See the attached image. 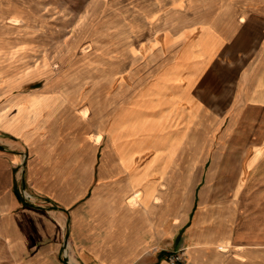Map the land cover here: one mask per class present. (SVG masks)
Listing matches in <instances>:
<instances>
[{
  "label": "crops",
  "instance_id": "1",
  "mask_svg": "<svg viewBox=\"0 0 264 264\" xmlns=\"http://www.w3.org/2000/svg\"><path fill=\"white\" fill-rule=\"evenodd\" d=\"M199 11L205 14L190 9L188 24L214 29L223 44L233 29L253 26L259 37L225 87L228 106L210 114L211 147L199 152L205 167L209 162L204 191L186 213L163 180L184 136V116L168 113L179 101L161 105L174 91L179 100L174 88L186 69L165 68L139 100L98 121L100 131L110 125L112 149L104 152L114 157L99 165L102 142L75 131L68 91L44 78L51 57L32 13L20 0H0V264H45L47 252H58L49 264H72L59 255L67 243L46 242L60 237V223L75 237L81 264H173L167 256L181 248L177 264H264V0H227ZM241 35L242 41L246 31ZM155 88L169 93L146 102ZM89 110L80 108L88 118ZM124 155L129 171L121 170Z\"/></svg>",
  "mask_w": 264,
  "mask_h": 264
},
{
  "label": "rangeland",
  "instance_id": "2",
  "mask_svg": "<svg viewBox=\"0 0 264 264\" xmlns=\"http://www.w3.org/2000/svg\"><path fill=\"white\" fill-rule=\"evenodd\" d=\"M20 1L32 13L45 55L51 57L47 60L49 75L45 80L51 79L68 91L78 115L74 119V126H78L75 131L87 133L93 144L102 142L99 165L113 164L114 157L112 153L106 157L104 152L112 149L108 146L110 125L100 131L98 121L102 118L109 121L122 106L139 100L155 80L154 76L165 68L186 69L183 76L177 77L179 86L174 88L179 92V100L174 91L161 98V105L179 101L168 113L172 117L184 116L180 124L184 136L166 164L163 180L166 194L175 201L178 199L188 213L195 196L199 199L204 191L200 181L207 173L209 162L205 167L206 158L199 152L211 147L209 134L213 117L210 114L215 117L228 106L230 98L225 87L235 81L236 70L246 65L255 51L259 30L253 26L233 29L232 40L223 44L214 29H203L201 23L188 24L190 9H195L196 15H203L199 11L201 6L225 5L227 0ZM243 19L245 14H237L238 22ZM244 31L247 37L241 41ZM190 61H194V66ZM168 93L155 88L145 101L156 103ZM195 103L200 104L196 109ZM84 105L90 107L89 118L80 112ZM201 106L207 108L202 110ZM166 111L167 108H158L154 112ZM150 158L148 154L143 156L141 164ZM120 164L122 171H129V155L122 156ZM59 232L57 239L46 238L47 244L67 243L68 251L63 246L60 258L67 256L70 263L81 264L69 227L60 223ZM182 249L185 252L186 248ZM57 255L58 252L43 253L41 260L49 264Z\"/></svg>",
  "mask_w": 264,
  "mask_h": 264
},
{
  "label": "built area",
  "instance_id": "3",
  "mask_svg": "<svg viewBox=\"0 0 264 264\" xmlns=\"http://www.w3.org/2000/svg\"><path fill=\"white\" fill-rule=\"evenodd\" d=\"M168 260L173 264H177L184 260V250L181 248L167 256Z\"/></svg>",
  "mask_w": 264,
  "mask_h": 264
},
{
  "label": "bare ground",
  "instance_id": "4",
  "mask_svg": "<svg viewBox=\"0 0 264 264\" xmlns=\"http://www.w3.org/2000/svg\"><path fill=\"white\" fill-rule=\"evenodd\" d=\"M149 23V22H148Z\"/></svg>",
  "mask_w": 264,
  "mask_h": 264
}]
</instances>
